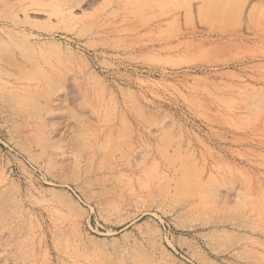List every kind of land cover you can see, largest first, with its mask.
<instances>
[{
    "label": "rangeland",
    "instance_id": "rangeland-1",
    "mask_svg": "<svg viewBox=\"0 0 264 264\" xmlns=\"http://www.w3.org/2000/svg\"><path fill=\"white\" fill-rule=\"evenodd\" d=\"M203 1L0 0V264H264V0Z\"/></svg>",
    "mask_w": 264,
    "mask_h": 264
},
{
    "label": "bare ground",
    "instance_id": "bare-ground-1",
    "mask_svg": "<svg viewBox=\"0 0 264 264\" xmlns=\"http://www.w3.org/2000/svg\"><path fill=\"white\" fill-rule=\"evenodd\" d=\"M128 1V0H127ZM217 1V0H216ZM216 1H214V0H204L203 1V4L201 5V6H195L194 7V10L196 11V12H198V14H201L204 10H214L215 8H216V5H217V2ZM264 2V1H263ZM235 3V2H234ZM219 4V3H218ZM219 6V5H218ZM217 6V7H218ZM232 6V5H231ZM191 7V6H190ZM227 7H228V5H227ZM191 9H192V7H191ZM217 9V8H216ZM226 9H227V12H229V10H228V8H224V10L226 11ZM223 10V12H225ZM192 12V11H191ZM211 12V11H210ZM217 12V11H216ZM175 13V12H174ZM219 13V12H218ZM220 13H222L221 11H220ZM230 13V12H229ZM223 14H225V13H223ZM234 15V14H233ZM180 16V15H179ZM228 16V15H227ZM227 16H226V18H227ZM176 17L177 16H172V19H173V21H177V19H176ZM220 17V16H219ZM223 17V19H224V16H222ZM238 16H236V18H237ZM217 18H218V16H217ZM234 18H235V16H234ZM235 18V19H236ZM234 19V20H235ZM239 20V19H238ZM163 24V23H162ZM172 24V23H171ZM161 43V42H160ZM164 46V45H163ZM138 236V235H137ZM144 236V235H143ZM146 236V235H145ZM142 239V238H141ZM146 241V240H145ZM139 242V241H138ZM139 243H141L142 245H143V242H139Z\"/></svg>",
    "mask_w": 264,
    "mask_h": 264
},
{
    "label": "clouds",
    "instance_id": "clouds-1",
    "mask_svg": "<svg viewBox=\"0 0 264 264\" xmlns=\"http://www.w3.org/2000/svg\"><path fill=\"white\" fill-rule=\"evenodd\" d=\"M238 197H239V194H238ZM238 197H237V198H238Z\"/></svg>",
    "mask_w": 264,
    "mask_h": 264
}]
</instances>
